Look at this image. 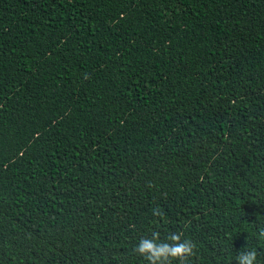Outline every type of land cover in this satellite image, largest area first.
Listing matches in <instances>:
<instances>
[{
	"label": "trees",
	"instance_id": "16d2710c",
	"mask_svg": "<svg viewBox=\"0 0 264 264\" xmlns=\"http://www.w3.org/2000/svg\"><path fill=\"white\" fill-rule=\"evenodd\" d=\"M153 232L264 264V0H0V264Z\"/></svg>",
	"mask_w": 264,
	"mask_h": 264
},
{
	"label": "clouds",
	"instance_id": "9594fccd",
	"mask_svg": "<svg viewBox=\"0 0 264 264\" xmlns=\"http://www.w3.org/2000/svg\"><path fill=\"white\" fill-rule=\"evenodd\" d=\"M134 247L138 254L145 257L148 264H171L172 260H176L178 264H186L188 258L193 255L195 245L187 239H182L177 233L161 241L159 234L153 232L151 238L139 239ZM255 259L254 250L241 251L238 264H254Z\"/></svg>",
	"mask_w": 264,
	"mask_h": 264
}]
</instances>
